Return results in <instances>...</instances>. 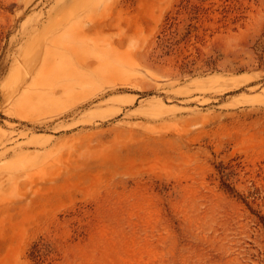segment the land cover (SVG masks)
Here are the masks:
<instances>
[{
    "label": "rangeland",
    "instance_id": "374dc122",
    "mask_svg": "<svg viewBox=\"0 0 264 264\" xmlns=\"http://www.w3.org/2000/svg\"><path fill=\"white\" fill-rule=\"evenodd\" d=\"M263 196L264 0H0V264H264Z\"/></svg>",
    "mask_w": 264,
    "mask_h": 264
},
{
    "label": "trees",
    "instance_id": "16d2710c",
    "mask_svg": "<svg viewBox=\"0 0 264 264\" xmlns=\"http://www.w3.org/2000/svg\"><path fill=\"white\" fill-rule=\"evenodd\" d=\"M189 1V0H187ZM228 10V9H226ZM225 16H227V14H225ZM239 19V15L235 16V20ZM226 175V173H223V177ZM223 184L225 185V187H227L228 189H232L233 187H231L230 183L225 181V179L223 180ZM240 197L243 199V201L249 206L251 207L250 203L251 202H255L256 199L261 197V188L260 187H254L253 189L249 190L248 194H240ZM252 198V201L251 199ZM264 198V196H263ZM256 212V211H255ZM258 216L260 217L261 221L264 223V215L262 214H258Z\"/></svg>",
    "mask_w": 264,
    "mask_h": 264
},
{
    "label": "bare ground",
    "instance_id": "6f19581e",
    "mask_svg": "<svg viewBox=\"0 0 264 264\" xmlns=\"http://www.w3.org/2000/svg\"><path fill=\"white\" fill-rule=\"evenodd\" d=\"M97 10H98V9H97ZM97 18H98V17H97ZM95 19H96V18H95ZM79 25H80V24H79ZM84 28H85V27H84ZM84 32H85V30H84ZM88 34H89V33H88ZM74 48H76V50H75V49H74V50H75L76 53H77V51H78V49H79V48H78V45H77V47H74ZM77 48H78V49H77ZM72 49H73V48H72ZM85 63H86V62H85ZM89 63H90V62H89ZM89 63H88V64H89ZM100 64H102V60H98L94 65H95L96 68H98V67H100ZM90 65H91V63H90ZM88 66H89V65H88Z\"/></svg>",
    "mask_w": 264,
    "mask_h": 264
}]
</instances>
